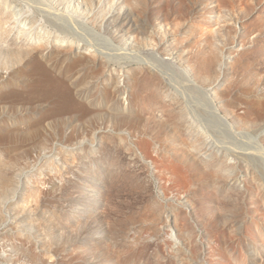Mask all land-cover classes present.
I'll list each match as a JSON object with an SVG mask.
<instances>
[{"label": "rangeland", "instance_id": "1", "mask_svg": "<svg viewBox=\"0 0 264 264\" xmlns=\"http://www.w3.org/2000/svg\"><path fill=\"white\" fill-rule=\"evenodd\" d=\"M82 2L102 67L0 37V264H264V0Z\"/></svg>", "mask_w": 264, "mask_h": 264}, {"label": "bare ground", "instance_id": "2", "mask_svg": "<svg viewBox=\"0 0 264 264\" xmlns=\"http://www.w3.org/2000/svg\"><path fill=\"white\" fill-rule=\"evenodd\" d=\"M39 1H40V3H42L40 5L44 4V6L47 7V8L46 7L45 8L40 7V9L42 10V12L44 14L49 16V18L51 20L50 22L53 23V25L50 27L45 25V24L43 25L44 21L42 24L37 23V22L32 23L34 20H29V19H27L28 17L27 18L23 17L25 14L22 16V10H19L16 8L14 9V11H12L10 9V13L7 14V17L5 16V18L1 19L3 21V23H4V20L6 21L7 26L9 28H7V30H5V31H0V37L2 35H4V37L6 39H10L12 41L15 40V41H17V43H19V47L16 48L18 50H13L10 48L6 49V52H8V56H14V55L17 56L18 54L23 55L24 52H27L30 58L27 60V62L22 67H24L26 64H28L31 61V59H35V60L37 59V61H38L39 60L38 57L42 56L44 53L41 52L40 50H37L35 52L34 51L31 52L28 50L27 47L32 46L34 43L40 42L43 40L46 43L52 42L53 46L55 45V46L60 47L61 49H64V50L74 48V47L77 48L78 54L75 57H71V55H68V52L65 55H63V52H58L57 54H55L56 57L54 56L55 58H58L55 62L58 61L59 64H60V62H64L65 60L71 61L69 63L67 70H65L62 73L64 78H69V79L73 78L74 73H70V72L77 69L79 66L88 65V63H90L88 60L90 57L92 59L95 58V60H97L96 64H98V65L94 64L95 67H102L101 66L102 64H107L106 60L109 56L105 55V53L103 51H101L100 49L96 48L95 46L89 44L87 41L82 39L83 37L80 34L81 32H80L79 28L88 29V26H86V24L94 26L95 29L98 28L93 24V22L95 20V14H93L88 9V7L86 6L87 5L86 3L82 2V1L86 2V0H79L80 2H82L81 4H83V7H82V9H79V11H76L77 13H80V11H82L79 14V16H81L83 19H78L75 17V15H72L71 7H73L74 0H64L68 3L67 5L69 6V8L67 9V12L64 11V9L60 6V4H57L60 0H51V1L50 0H39ZM13 3L15 4V6L19 5L18 1H14ZM76 6L79 7V5H76ZM9 7H11V5H9ZM35 21H37V20L35 19ZM98 36H100V35H98ZM113 37L114 36H112V38ZM102 38H103V36H102ZM40 62H41V60H40ZM40 62L38 64H40ZM55 65H53V66H55ZM63 66H65V63ZM22 67L18 68V70L13 73L14 76L15 75L16 76L21 75L22 72L25 71L24 68H22ZM5 69H7V71L10 70L9 68H5ZM58 71H61V70H58ZM97 71H99V70H97ZM91 72H94V71H91ZM50 76H52V75H50ZM55 79H57V78H55ZM63 85H65V84H63ZM63 85H61V86H63ZM51 87H55V86H50V88ZM46 88H47V86H46ZM58 89L62 90L61 87ZM58 89L53 90V92L54 91L59 92ZM69 90H70V88H69ZM64 106H65V104H64ZM39 126H40V124H39Z\"/></svg>", "mask_w": 264, "mask_h": 264}]
</instances>
